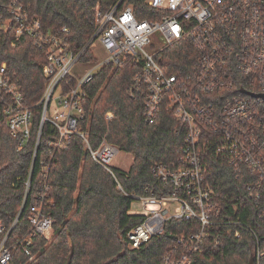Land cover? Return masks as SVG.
<instances>
[{
  "label": "built area",
  "instance_id": "built-area-1",
  "mask_svg": "<svg viewBox=\"0 0 264 264\" xmlns=\"http://www.w3.org/2000/svg\"><path fill=\"white\" fill-rule=\"evenodd\" d=\"M147 3L150 9L146 18H139L136 7L127 0H118L106 10L97 6L96 33L78 53L68 42L66 27L57 33L45 31L39 19L31 18L21 6L12 5L13 17L1 24L0 29L15 27L17 37L30 35L36 46L46 50L43 71L49 81L39 102L43 113L36 150L43 126L49 122L58 131V146L77 135L92 158L110 172L119 148L105 137L98 147L90 143L89 131L83 128L85 86L104 64L118 63L125 56L143 61L129 88L130 96L142 100L149 123H154L160 109L168 106L184 124L185 144L178 164L160 163L153 169L169 190L135 196L146 214L127 233L128 246L139 248L163 234L171 218L194 220L197 229L178 238L185 252L167 257L170 264H194L193 256L202 251L211 228L227 219L226 215H222L224 221L214 218L215 213L221 212L215 208L213 191L205 180L200 153L213 151L225 155L239 174L246 167L252 174L248 182L250 197L264 205V99L246 93H264V0H147ZM95 40L106 51V57L95 63H82L80 58ZM177 48L186 51L185 62L174 57ZM86 65L88 68L83 69ZM173 66L179 67V71L171 72ZM67 75H72L76 84L64 93L61 82ZM0 95L10 132L22 148L32 136L33 112L8 75L6 63L0 65ZM112 118L113 114L108 113L107 119ZM52 157L49 154L41 162L42 176L28 215L29 229L13 243L8 242L21 212L0 241V264H9L13 249L18 246L25 247L32 260L33 238L41 235L50 240L53 236L54 219L45 209L49 202ZM26 184L24 202L31 178ZM174 203L178 204L177 211H173ZM2 230L6 226L0 223ZM253 257L254 264H261L259 248Z\"/></svg>",
  "mask_w": 264,
  "mask_h": 264
},
{
  "label": "trees",
  "instance_id": "trees-1",
  "mask_svg": "<svg viewBox=\"0 0 264 264\" xmlns=\"http://www.w3.org/2000/svg\"><path fill=\"white\" fill-rule=\"evenodd\" d=\"M116 1L0 0V25L13 17L12 5L21 6L31 18L39 19L45 31L57 33L66 27L68 42L78 53L96 33L97 6L106 10ZM127 2L134 4L139 18L147 17V0ZM185 53L177 48L173 55L185 62ZM80 59L87 64L98 61L91 47ZM46 61V50L36 46L32 36L17 37L15 27L0 29V65L7 64L8 75L33 112L32 136L27 145L19 148V140L10 132L0 95V223L6 226V230L0 231V241L21 212L8 242L13 243L28 231L30 207L35 203L42 176L41 162L49 154L53 156L49 160V202L45 207L54 219L53 236L50 240L41 235L33 238L32 260L25 247H16L9 264H170L168 256L185 252L178 238L195 231L196 221L171 218L163 234L139 248H129L127 233L144 219V215L131 212L135 196L169 190L153 169L160 163L178 164L185 144L184 124L168 106L160 109L154 123L146 120L142 100L129 94L143 61L125 56L118 63L101 66L86 84L83 128L89 131L93 147H98L105 137L132 154L130 168L111 167L110 172L92 158L77 135L58 146V131L49 122L43 126L36 150L43 113L39 102L49 81L43 71ZM179 69L170 67L171 72ZM75 84L76 79L67 75L61 82L64 93ZM108 113L113 114L111 120L107 119ZM200 154L215 208L221 212L215 213L214 218L221 221L222 215H226L227 219L211 228L202 251L193 256L194 264H248L257 248L264 264V205L250 197L248 182L252 174L246 167L237 173L223 154Z\"/></svg>",
  "mask_w": 264,
  "mask_h": 264
},
{
  "label": "rangeland",
  "instance_id": "rangeland-1",
  "mask_svg": "<svg viewBox=\"0 0 264 264\" xmlns=\"http://www.w3.org/2000/svg\"><path fill=\"white\" fill-rule=\"evenodd\" d=\"M91 48L93 49L94 53L97 55L98 58L103 59L106 57L107 53L106 51L101 47L99 42L95 40ZM88 68V65L84 66L83 69ZM59 93V90L57 91V94ZM133 162V156L130 153H127L123 150L119 149V153L112 159L111 165L113 167L122 169V170H128ZM178 204L174 203L173 211H177ZM131 212L134 214H140L144 215L146 214V210L144 209V206L142 202L138 199L134 200Z\"/></svg>",
  "mask_w": 264,
  "mask_h": 264
},
{
  "label": "water",
  "instance_id": "water-1",
  "mask_svg": "<svg viewBox=\"0 0 264 264\" xmlns=\"http://www.w3.org/2000/svg\"><path fill=\"white\" fill-rule=\"evenodd\" d=\"M246 93H248L251 96L258 97V98H263L264 99V93H261V94L250 93V92H246ZM248 264H254V257H252L250 259V262Z\"/></svg>",
  "mask_w": 264,
  "mask_h": 264
}]
</instances>
